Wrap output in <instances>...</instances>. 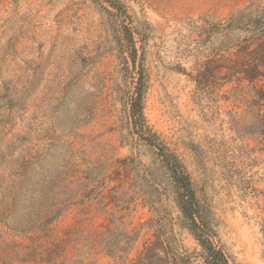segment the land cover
<instances>
[{
    "label": "rangeland",
    "instance_id": "obj_1",
    "mask_svg": "<svg viewBox=\"0 0 264 264\" xmlns=\"http://www.w3.org/2000/svg\"><path fill=\"white\" fill-rule=\"evenodd\" d=\"M122 1L130 25L149 36L150 124L210 205L231 264H264V145L249 125L256 112L250 95L211 76L214 62L198 43L202 26L251 0ZM119 27L95 0H0V264H113L100 244L109 222L103 172L130 154L121 125L134 86ZM119 195L109 194L111 205ZM49 204L61 210L50 235L24 232ZM130 210L132 229L153 216L142 199ZM175 232L200 259L194 237L178 224ZM150 236L144 229L132 257Z\"/></svg>",
    "mask_w": 264,
    "mask_h": 264
},
{
    "label": "trees",
    "instance_id": "obj_2",
    "mask_svg": "<svg viewBox=\"0 0 264 264\" xmlns=\"http://www.w3.org/2000/svg\"><path fill=\"white\" fill-rule=\"evenodd\" d=\"M95 2L120 23L121 51H130L122 64L129 69L132 62L134 84L131 96L123 102L125 116L121 125V142L130 154L107 164L103 172L100 210L109 217V222L101 236L102 248L113 264H231L210 205L199 195L180 155L154 129L145 114L149 88L145 65L148 32L138 25H130L128 8L122 0ZM199 36L200 50L208 51L214 62L208 70L211 76L233 83L235 94L250 95L248 108L250 113L256 112V118L249 125L256 124L264 145V3L251 0L228 18L202 26ZM233 122L239 124L236 118ZM112 182L115 184L111 185ZM110 193H120L114 205L110 204ZM128 194L131 196L126 200ZM138 199L149 206L153 216L139 229H132L127 218L131 215V203ZM60 212H54L53 204H49L32 226L23 231L43 232L49 236L50 226ZM175 224L198 242L200 259L183 249ZM144 229L151 232V236L143 241L138 255L132 257Z\"/></svg>",
    "mask_w": 264,
    "mask_h": 264
}]
</instances>
